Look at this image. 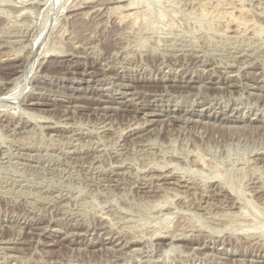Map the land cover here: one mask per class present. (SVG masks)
I'll use <instances>...</instances> for the list:
<instances>
[{
  "label": "rangeland",
  "instance_id": "374dc122",
  "mask_svg": "<svg viewBox=\"0 0 264 264\" xmlns=\"http://www.w3.org/2000/svg\"><path fill=\"white\" fill-rule=\"evenodd\" d=\"M87 1L0 0V264H264V0Z\"/></svg>",
  "mask_w": 264,
  "mask_h": 264
},
{
  "label": "bare ground",
  "instance_id": "6f19581e",
  "mask_svg": "<svg viewBox=\"0 0 264 264\" xmlns=\"http://www.w3.org/2000/svg\"><path fill=\"white\" fill-rule=\"evenodd\" d=\"M81 1V0H80ZM87 1V0H86ZM93 1V0H92ZM137 1V0H136ZM83 2V1H82ZM84 2H85V0H84ZM87 2H89V1H87ZM130 2V1H129ZM128 3V2H127ZM133 4H135L134 2H132ZM77 4V3H76ZM80 4V3H79ZM78 4V6H80ZM85 4V3H84ZM86 5V4H85ZM129 5H131V2L129 3ZM108 6V5H107ZM135 6V5H134ZM109 7V6H108ZM126 7V6H125ZM124 7V8H125ZM128 7V6H127ZM137 7V6H136ZM73 8H76V6L75 7H73ZM78 8V7H77ZM104 9V8H103ZM115 9V8H114ZM116 10V9H115ZM114 10V11H115ZM118 10V9H117ZM116 10V11H117ZM129 10V9H128ZM132 10V9H131ZM138 10V9H137ZM82 12V11H81ZM102 12V11H101ZM137 12V11H136ZM95 13V12H94ZM129 13V12H128ZM81 14V13H80ZM99 14V13H98ZM126 15H127V13H126ZM125 15V16H126ZM131 15V14H130ZM136 16H138L137 14H136ZM127 17V16H126ZM120 18V17H119ZM125 18V17H124ZM123 18V19H124ZM122 21V20H121ZM59 55V54H58ZM9 67V66H8ZM88 70V69H87ZM223 77V76H222ZM124 80V79H123ZM130 80V79H129ZM86 81V80H85ZM155 83V82H154ZM224 83V82H223ZM119 84V83H118ZM177 84V83H176ZM201 85V84H200ZM163 86V85H162ZM209 86V85H208ZM216 86V85H215ZM230 86H232V85H230ZM144 87V86H143ZM147 87V86H146ZM220 87V86H219ZM256 87V86H255ZM135 88V87H134ZM138 88V87H137ZM141 88V87H140ZM150 88V87H149ZM156 88V87H155ZM169 88V87H168ZM209 88V87H208ZM76 89V88H75ZM255 89V88H254ZM260 89V88H259ZM122 90V89H121ZM156 90V89H155ZM129 92V91H128ZM136 94V93H135ZM119 95V94H118ZM138 96V95H137ZM150 96V95H149ZM111 97V96H110ZM146 97V96H145ZM138 99V98H137ZM103 100V99H102ZM156 100V99H155ZM141 101V100H140ZM150 104V103H149ZM155 105V104H154ZM104 106V105H103ZM160 107V106H159ZM104 108V107H103ZM108 109V108H107ZM117 109V108H116ZM155 109V108H154ZM173 109V108H172ZM40 110V109H39ZM158 110V109H157ZM187 110V109H186ZM150 114H151V112H150ZM148 117V116H147ZM193 120V119H192ZM229 120V119H228ZM238 120V119H237ZM183 121V120H182ZM194 121V120H193ZM220 121V120H219ZM164 122V121H163ZM239 122V121H238ZM175 123V122H174ZM250 123V122H249ZM187 124V123H186ZM159 180V179H158ZM170 182V181H169ZM165 238V237H164ZM50 242V241H49ZM129 242V241H128ZM52 244V243H51ZM58 244V243H57ZM88 244V243H87ZM46 245V244H45ZM121 245V244H120ZM135 245V244H134ZM93 246V245H92ZM124 246V245H123ZM38 263V262H37ZM35 264V263H34ZM240 264V263H239Z\"/></svg>",
  "mask_w": 264,
  "mask_h": 264
}]
</instances>
